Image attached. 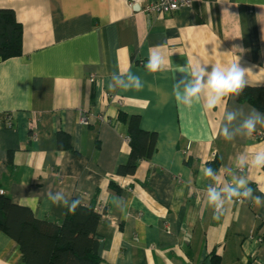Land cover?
Here are the masks:
<instances>
[{
  "label": "crops",
  "instance_id": "1",
  "mask_svg": "<svg viewBox=\"0 0 264 264\" xmlns=\"http://www.w3.org/2000/svg\"><path fill=\"white\" fill-rule=\"evenodd\" d=\"M150 1L0 0L22 26L21 54L0 57V189L58 223L67 207L51 203L56 193L104 205L100 264H264V207L233 198L217 218L207 204L209 188L241 177L254 195L264 189V168L236 167L239 155L264 150V128L239 131L255 107L229 97L208 111L203 99L188 108L173 96L188 66L210 71L238 57L246 84L264 83V0H187L161 14L143 9ZM150 54L162 58L160 71L145 69ZM126 70L143 87L109 88ZM119 112L157 134L153 155L129 176L116 174L130 151ZM209 162L219 182L205 177ZM20 258L0 230V264Z\"/></svg>",
  "mask_w": 264,
  "mask_h": 264
},
{
  "label": "trees",
  "instance_id": "2",
  "mask_svg": "<svg viewBox=\"0 0 264 264\" xmlns=\"http://www.w3.org/2000/svg\"><path fill=\"white\" fill-rule=\"evenodd\" d=\"M22 26L12 9L0 8V57L5 59L21 54ZM239 101L247 102L264 112V83L245 84ZM126 124L130 151L126 163L118 166L116 174L133 175L141 160H149L155 150L157 134L139 126L137 115L119 112ZM213 163L209 167L215 170ZM77 198L73 197L72 200ZM106 213L102 204H80L75 212L66 209L65 218L58 223L36 218L32 211L18 205L5 193H0V230L13 238L21 252L22 264H100L95 231ZM211 264H219L212 258Z\"/></svg>",
  "mask_w": 264,
  "mask_h": 264
},
{
  "label": "clouds",
  "instance_id": "3",
  "mask_svg": "<svg viewBox=\"0 0 264 264\" xmlns=\"http://www.w3.org/2000/svg\"><path fill=\"white\" fill-rule=\"evenodd\" d=\"M243 51L242 49H239ZM163 65L162 58L158 54H150L145 64V69L155 73L161 70ZM249 70L243 68L239 63L233 62L228 65L211 66L209 71L202 64L185 68L184 72L190 74V79L181 80L173 85V96L178 105L191 108L195 103L203 99L204 107L208 111L216 109L225 98L239 97L246 84V74ZM113 83L109 88L113 90L123 89H141L143 87L140 76L132 73L130 70L120 72L113 76ZM236 119V113L226 112V120L231 122ZM258 127L264 128V112L253 108L247 118L243 120L239 131L245 136L252 135ZM220 135L226 139H232L233 135L229 133L227 127L221 126ZM264 168V150L256 151L250 154H241L236 158V167L244 168ZM205 177L213 178L219 182V176L211 168L204 167ZM249 181L241 177L235 180V185H229L223 189L211 187L207 191V204L213 208L214 214L219 213L226 201L233 198L251 199L256 207H264V189H261V195H254L253 189L248 187ZM51 203L56 206H66L69 212H75L80 200L68 199L61 193H56L50 197ZM220 215L216 214L219 218Z\"/></svg>",
  "mask_w": 264,
  "mask_h": 264
},
{
  "label": "built area",
  "instance_id": "4",
  "mask_svg": "<svg viewBox=\"0 0 264 264\" xmlns=\"http://www.w3.org/2000/svg\"><path fill=\"white\" fill-rule=\"evenodd\" d=\"M187 0H151L148 4H146L143 9L147 12H152L156 14L166 13L177 10L182 5L186 4ZM131 6L135 4V2L129 3ZM10 123V119H8ZM80 121L83 124L88 123V118L85 115H81ZM258 136H261L260 133H257ZM0 193H4L3 190L0 189ZM237 201L240 200V198H236Z\"/></svg>",
  "mask_w": 264,
  "mask_h": 264
}]
</instances>
